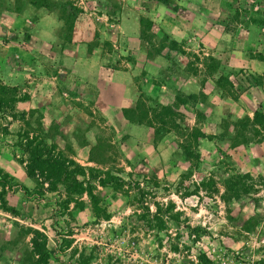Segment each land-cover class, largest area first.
<instances>
[{
    "label": "rangeland",
    "instance_id": "374dc122",
    "mask_svg": "<svg viewBox=\"0 0 264 264\" xmlns=\"http://www.w3.org/2000/svg\"><path fill=\"white\" fill-rule=\"evenodd\" d=\"M17 1L62 26L0 30V264H264V0Z\"/></svg>",
    "mask_w": 264,
    "mask_h": 264
},
{
    "label": "crops",
    "instance_id": "0c3cea01",
    "mask_svg": "<svg viewBox=\"0 0 264 264\" xmlns=\"http://www.w3.org/2000/svg\"><path fill=\"white\" fill-rule=\"evenodd\" d=\"M25 20L30 25L35 24L37 27H41L43 34L50 31L48 33L51 35L53 34V31H51L53 27L56 29V27L62 26L58 18V9L48 10L43 7H36L30 1L26 3V8L20 9L17 0H0V30L8 32L6 29H10L12 31L13 28H16ZM84 25L88 26L87 20L83 17H76L74 19L69 34L73 42L82 40L80 30ZM1 241L2 235L0 236V243Z\"/></svg>",
    "mask_w": 264,
    "mask_h": 264
},
{
    "label": "trees",
    "instance_id": "16d2710c",
    "mask_svg": "<svg viewBox=\"0 0 264 264\" xmlns=\"http://www.w3.org/2000/svg\"><path fill=\"white\" fill-rule=\"evenodd\" d=\"M3 88L0 87V114L4 116V99H3ZM257 115V114H256ZM23 144L19 142V145L23 148L24 153L28 157L27 163L25 165L26 172L28 175L32 176L34 170L38 172L40 176L48 175L53 177V186L56 184H62L64 187L69 188L71 192L78 194L82 190V182L76 179V176L83 175L68 170L64 162L49 158L44 154H39L36 148H30L32 144L31 140L27 138V135L21 138ZM78 167V166H77ZM81 169V168H80ZM82 171V169H81ZM83 173V172H82ZM4 180H0V185L4 186ZM87 195L91 198V193L86 190Z\"/></svg>",
    "mask_w": 264,
    "mask_h": 264
}]
</instances>
